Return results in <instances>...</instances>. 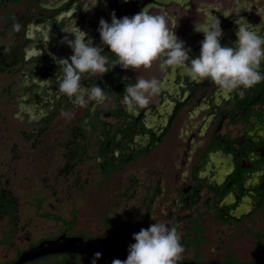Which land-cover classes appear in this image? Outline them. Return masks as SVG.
<instances>
[{"label":"flooded vegetation","instance_id":"af4514ba","mask_svg":"<svg viewBox=\"0 0 264 264\" xmlns=\"http://www.w3.org/2000/svg\"><path fill=\"white\" fill-rule=\"evenodd\" d=\"M88 2L0 0V103L17 111L0 157V264L64 234L88 241L116 232L129 247L134 233L155 222L177 226L185 247L178 262L264 264V80L225 93L163 59L124 69L98 31L113 11L119 19L147 8L167 16L195 59L204 39L196 28L217 20L222 46L235 47L238 24L264 36V0H98L85 11ZM76 27L109 59L107 73L81 80L104 89L109 99L102 104L80 107L58 90L57 59L73 54L63 40L75 39L63 29ZM258 70L264 75V60ZM138 78L157 79L160 91L129 112L121 101ZM46 147L53 153L29 155ZM22 160L53 167L30 173L47 182L34 197L33 217L14 186L17 178L23 189L30 184ZM97 252L96 264L117 259L104 250L57 252L22 264H92Z\"/></svg>","mask_w":264,"mask_h":264},{"label":"clouds","instance_id":"9594fccd","mask_svg":"<svg viewBox=\"0 0 264 264\" xmlns=\"http://www.w3.org/2000/svg\"><path fill=\"white\" fill-rule=\"evenodd\" d=\"M98 0H89L84 6L85 11L94 8ZM238 24V23H237ZM17 31L20 25H15ZM164 14H153L147 8L132 17L117 18L111 14V23L101 18L99 34L103 44L118 58V64L124 69H148L160 59L169 66L182 67L194 81L210 79L223 92L232 93L238 89H250L262 80L264 75L259 72L261 61L264 60V36L250 30L248 24H238L235 47L222 46L220 41L223 30L217 22L209 28L196 31L203 32L199 57L190 59L191 48L178 39L174 28ZM65 33L73 34L75 39L64 37L73 54L67 58H58L60 75L57 78L59 92L73 99L80 107L89 101L102 104L109 99L108 94L99 87L82 86V75L105 74L109 71V59L102 54V49L87 39L86 34L79 28L63 29ZM50 36L48 37V40ZM190 61V63H186ZM113 63L111 66H113ZM160 91L159 82L155 78H138L135 84L125 89L121 103L126 110L134 112L144 108L153 96ZM242 97L244 91H239ZM61 115L71 119L69 112L62 111ZM134 244L129 245L126 260L113 259L112 264H178L185 247L177 226H168L163 222L152 223L147 229L141 228L134 233ZM94 254L92 264L101 257Z\"/></svg>","mask_w":264,"mask_h":264},{"label":"water","instance_id":"95a60500","mask_svg":"<svg viewBox=\"0 0 264 264\" xmlns=\"http://www.w3.org/2000/svg\"><path fill=\"white\" fill-rule=\"evenodd\" d=\"M115 234L107 240H88L83 241L81 238H70L61 236L55 240L41 241L34 247H31L19 256V258L13 264H22L25 261L32 260L34 258L43 256L45 254L57 253V252H72L85 254L91 251L104 250L114 254L119 260H126L128 256V248L125 245L115 240ZM178 264H198L192 262H178ZM259 264V263H257Z\"/></svg>","mask_w":264,"mask_h":264},{"label":"rangeland","instance_id":"374dc122","mask_svg":"<svg viewBox=\"0 0 264 264\" xmlns=\"http://www.w3.org/2000/svg\"><path fill=\"white\" fill-rule=\"evenodd\" d=\"M12 114H17V111H11L9 109V106L2 101L0 103V157L1 155L5 154L7 152V146L9 141L8 137H10L11 134V129L8 128L10 126V123H8L10 116ZM8 128V129H7ZM44 149V151H43ZM38 148L37 150H30L29 155L31 154H41V153H53L49 149L46 148ZM40 157V156H38ZM23 166L25 164V167L27 169L26 173H31L32 170L39 168L40 170H43L44 168L47 169H52L53 167H50L51 163L48 165V162L44 161L42 163L38 162L34 164L35 167H33V164L27 163L24 160H22ZM38 164V165H37ZM41 164V165H40ZM31 175V174H30ZM36 176V175H35ZM35 176H30L29 178V187L26 189H23L21 185H19L18 178L17 182L14 183V186L17 189V195L20 197L21 201L23 202V208L25 209V212L27 216L33 217V202H34V197L36 195H41V192L43 191V187L47 182H42V181H37ZM50 183L53 182L52 179H48ZM65 214V213H64Z\"/></svg>","mask_w":264,"mask_h":264}]
</instances>
